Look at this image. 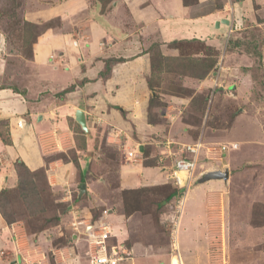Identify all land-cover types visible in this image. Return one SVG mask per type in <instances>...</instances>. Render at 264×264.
<instances>
[{
	"label": "crops",
	"instance_id": "0c3cea01",
	"mask_svg": "<svg viewBox=\"0 0 264 264\" xmlns=\"http://www.w3.org/2000/svg\"><path fill=\"white\" fill-rule=\"evenodd\" d=\"M79 12L84 23L80 21L78 30L51 29L33 45L32 61L43 71L32 77L37 87L0 89V131L6 135L3 139L0 132V191L17 185V161L31 170L45 168L53 192L67 205L63 225L68 244L46 248L44 233L30 234L20 222L8 224L0 212V264H52L50 256L56 264H88L94 245L87 230L107 223L108 251L124 246L135 264L152 259L153 264H169L174 243L184 264H201L205 246L214 244L226 221L230 174L224 159L229 150L211 161L213 151L201 141L205 144L176 230L174 202L180 191L157 201V210L167 205L172 211L158 215V223L171 233L167 253L156 254L155 244L140 239L151 227V215L140 209L127 214L122 199L104 195L171 186L183 145L196 142L189 141L181 117V106L188 104L185 97L157 93L165 102L159 112L165 122L149 119L155 96L149 82L153 41L147 46L143 40L157 34L167 44L185 39L228 43L227 35L241 38L243 30L264 21V0H113L106 13L90 0H67L45 10L44 17L70 20ZM73 35H78V46ZM163 55L177 57L180 52L164 46ZM210 76L201 83L214 80V70ZM78 110L85 113L88 130L77 121ZM73 148L78 164L53 157ZM226 171L227 179L220 175ZM132 227L139 228V236H132Z\"/></svg>",
	"mask_w": 264,
	"mask_h": 264
},
{
	"label": "rangeland",
	"instance_id": "374dc122",
	"mask_svg": "<svg viewBox=\"0 0 264 264\" xmlns=\"http://www.w3.org/2000/svg\"><path fill=\"white\" fill-rule=\"evenodd\" d=\"M65 1L67 0H0V89L4 86H13L21 90L29 86L37 87L38 83L31 82L36 78L34 74L43 71L34 66L32 52L39 36L51 29L75 31L81 27L80 21L84 23L83 14H80L82 12L70 20H64L62 16L45 19V10L55 9ZM90 1L95 7L98 6L100 11L106 13L108 5L113 0H101L100 3L96 0ZM263 22L243 30L241 38L240 36L230 38V35H227L228 43L221 40L220 45H218L219 41L213 43L212 40L200 39H185L179 40L181 42L177 44H167L157 34L147 36L143 40L147 42V46L152 41L157 46L155 56L150 50L155 59L149 82L155 96L151 100L153 110L149 119L152 122H165L159 114L165 103L158 97L160 94L185 97L188 104L181 106V117L187 123L189 141L193 139V141L207 142L206 147H210L214 154V156L210 155L211 161L218 160L221 151L229 150L224 159L230 174L226 221L215 233L217 240H213L214 244L205 246L206 254L202 255L203 264H264ZM73 36H75L73 38L75 45L78 46L80 42L78 35ZM164 46L166 48L176 46L180 55L165 57ZM219 48L225 49V52L222 53ZM218 64H221L222 68H217ZM209 65L213 67L207 70ZM213 70L217 71L214 80L201 83L202 80L211 78ZM234 83L238 85L233 88ZM177 123L173 125L176 129L179 127ZM174 132L179 137V130ZM233 143L237 146L233 147ZM60 154L57 153L53 157ZM112 154L117 156L116 152ZM66 155L68 160L77 156L76 148L70 149ZM112 167L114 169L116 165L113 164ZM40 183L42 184L43 181ZM173 184L144 188L136 195H128L126 200L130 207L136 205L141 213L152 216L149 223L151 227L146 230L147 235L140 239L146 244L151 242L155 244L153 249L160 255L169 250L168 236L169 234L171 236V233L167 226L158 223V215L162 211H172L167 205L162 210H157L156 204L174 189L180 190ZM107 193L104 195L107 199L116 198L124 201L122 194L116 195L113 192V195H107ZM43 198L45 213L30 215L21 194L12 193L10 209L17 211L16 222L22 223L30 234L38 236L44 233L45 237L41 239L46 248L68 244L64 225L63 228L57 226L56 223L51 222L53 218L49 217L51 214L56 215L61 212L65 203L57 198L55 192H46ZM176 203L174 202L175 216ZM42 227L43 230L40 229ZM132 228V236L134 233L139 236V228ZM173 246L175 247V244ZM49 261L56 264L52 256ZM153 262L152 259L149 264Z\"/></svg>",
	"mask_w": 264,
	"mask_h": 264
},
{
	"label": "built area",
	"instance_id": "2783aa9c",
	"mask_svg": "<svg viewBox=\"0 0 264 264\" xmlns=\"http://www.w3.org/2000/svg\"><path fill=\"white\" fill-rule=\"evenodd\" d=\"M217 68H222L221 64L217 65ZM217 71H215L216 75ZM205 143L200 140L196 141L193 144H184L181 155L176 159L174 163V169L171 173V180L176 187L180 188V194L176 199V208L177 214L174 220V228L180 221L181 213L183 210L185 196L188 192V189L193 183V178L195 176L197 164L199 161V156L201 149ZM233 147H236L237 144L233 143ZM225 150V147L223 146ZM131 157L135 156L134 151L129 152ZM104 215L108 214V210H104ZM75 225V231L77 230V225ZM100 225V224H99ZM97 225V226H99ZM176 228L174 230H176ZM173 230V231H174ZM88 237L90 242L94 245V248L91 250L90 262L88 264H120L121 262H126L127 264H135L132 260V256L129 254V250L124 246H118L116 249L112 250L110 253L108 251L107 243L111 238L110 224H104L103 226L90 227L87 230ZM175 244V243H174ZM173 251L169 264H184L181 254L177 251L176 247H173Z\"/></svg>",
	"mask_w": 264,
	"mask_h": 264
},
{
	"label": "trees",
	"instance_id": "16d2710c",
	"mask_svg": "<svg viewBox=\"0 0 264 264\" xmlns=\"http://www.w3.org/2000/svg\"><path fill=\"white\" fill-rule=\"evenodd\" d=\"M101 0H96V2L100 3ZM177 42L181 41H174L172 42L173 44H177ZM171 44V43H170ZM156 44L153 43L151 46V51H153V55L155 56V48ZM153 56V57H154ZM154 59L153 58V68H154ZM213 65V64H212ZM209 65L207 67V70H210L213 66ZM151 111L153 110L152 105L150 106ZM2 130V129H1ZM3 139L6 138V135H4V132L0 131ZM81 132V131H80ZM57 157L63 158L64 160H68L67 155L64 153H61ZM72 160L74 161L75 164H78V158L77 156H73ZM16 169L18 173V183L14 188H4L2 191H0V212L3 215V218L7 221L8 224H12L18 220L16 215L17 211L14 209H10L12 203L10 199V195L12 193H19L21 194V197L24 198V201L27 204L28 211L30 215H37V214H43L45 213V206L43 204V195L46 192L53 193V190L48 182L47 175H46V169L41 168L38 170H31L24 162L22 161H17L16 162ZM42 176V180H41ZM40 181H43L41 184ZM139 190H124L123 191V196H124V204H125V211L126 213L133 212L139 207L136 205H128L127 203V197L130 194L136 195ZM180 190L174 189L172 193L169 195H166V200L171 199L174 195H176ZM136 202V201H134ZM67 210V205L65 204L63 206V210L59 212L56 215H49L50 218H53L51 222L56 223L57 226H63V215L65 214ZM48 220V221H50ZM55 225V226H56ZM63 228V227H62ZM43 230L44 228H40ZM63 240V239H62Z\"/></svg>",
	"mask_w": 264,
	"mask_h": 264
},
{
	"label": "water",
	"instance_id": "95a60500",
	"mask_svg": "<svg viewBox=\"0 0 264 264\" xmlns=\"http://www.w3.org/2000/svg\"><path fill=\"white\" fill-rule=\"evenodd\" d=\"M76 119L82 125L83 129L88 130L86 118H85V113L83 111H81V110L77 111ZM220 175L226 179L228 178V172L227 171L225 173H220Z\"/></svg>",
	"mask_w": 264,
	"mask_h": 264
},
{
	"label": "clouds",
	"instance_id": "9594fccd",
	"mask_svg": "<svg viewBox=\"0 0 264 264\" xmlns=\"http://www.w3.org/2000/svg\"><path fill=\"white\" fill-rule=\"evenodd\" d=\"M178 195V194H177Z\"/></svg>",
	"mask_w": 264,
	"mask_h": 264
}]
</instances>
